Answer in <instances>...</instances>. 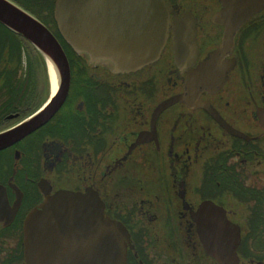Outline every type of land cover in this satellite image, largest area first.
Returning <instances> with one entry per match:
<instances>
[{"label":"flooded vegetation","instance_id":"flooded-vegetation-1","mask_svg":"<svg viewBox=\"0 0 264 264\" xmlns=\"http://www.w3.org/2000/svg\"><path fill=\"white\" fill-rule=\"evenodd\" d=\"M8 1L57 30L55 0ZM165 3L171 18L189 13L195 20V68L223 40L215 16L221 2ZM0 33L14 37L0 41L2 134L43 111L54 91L34 47L1 23ZM172 37L157 61L128 73L66 55L62 105L0 150V264H25L24 219L61 190L98 195L105 214L128 233L126 264H222L200 240L195 219L204 204L217 248L229 253L233 246L237 264H264V6L234 34L227 80L197 98L215 116L176 102L155 115L184 92L189 71L175 65Z\"/></svg>","mask_w":264,"mask_h":264},{"label":"water","instance_id":"water-1","mask_svg":"<svg viewBox=\"0 0 264 264\" xmlns=\"http://www.w3.org/2000/svg\"><path fill=\"white\" fill-rule=\"evenodd\" d=\"M220 2L221 12L215 16L224 25L223 40L195 68V20L189 13L171 18L165 0H55L53 17L58 34L75 54L88 55L90 63L104 64L114 73L133 72L157 61L171 32L174 63L178 69L189 71L184 92L162 102L155 115L176 102L206 109L215 116L210 105L197 98L201 92L214 94L227 80L234 66V61L226 60L233 49L234 34L240 24L264 6V0ZM0 23L34 47L57 82L43 111L0 134L1 150L44 124L58 110L68 92L70 70L58 40L32 15L8 0H0ZM97 196L93 191L47 194L24 219L23 263L126 264L128 233L105 214ZM208 214L212 213L204 204L195 219L207 254L222 264L235 258L237 264L233 246L229 253L217 248L220 243L212 222L206 219ZM216 224L219 223L214 221Z\"/></svg>","mask_w":264,"mask_h":264},{"label":"trees","instance_id":"trees-1","mask_svg":"<svg viewBox=\"0 0 264 264\" xmlns=\"http://www.w3.org/2000/svg\"><path fill=\"white\" fill-rule=\"evenodd\" d=\"M50 16H51V15H50ZM52 32H53V34L56 35V38L58 39V42H60L59 44L62 45L63 50H64V52L66 53V55H68V52H72L71 49H70L66 44H64L63 39H62L61 36L58 34V31L55 30V31H52Z\"/></svg>","mask_w":264,"mask_h":264},{"label":"rangeland","instance_id":"rangeland-1","mask_svg":"<svg viewBox=\"0 0 264 264\" xmlns=\"http://www.w3.org/2000/svg\"><path fill=\"white\" fill-rule=\"evenodd\" d=\"M53 31H55V30H53ZM8 38L11 39V38H14V37L11 36L10 33H8L7 35H6V33H0V41H6V40H8ZM209 42L212 43L213 41H209ZM68 53L70 54V52H68ZM71 53H73V52H71ZM43 71H44L43 73L45 74L46 73L45 70H43ZM43 76H44V78L46 80V76L45 75H43ZM45 84H46V81H45Z\"/></svg>","mask_w":264,"mask_h":264},{"label":"bare ground","instance_id":"bare-ground-1","mask_svg":"<svg viewBox=\"0 0 264 264\" xmlns=\"http://www.w3.org/2000/svg\"><path fill=\"white\" fill-rule=\"evenodd\" d=\"M43 61H44V58H43ZM48 73H49V75H50V80H51V86H52V89H53V91H55L56 86H57V82H56V80H55L56 78L54 79L55 75H52L53 72H52V71L49 72V70H48ZM50 73H51V74H50Z\"/></svg>","mask_w":264,"mask_h":264}]
</instances>
